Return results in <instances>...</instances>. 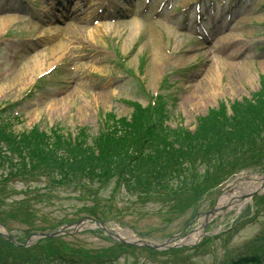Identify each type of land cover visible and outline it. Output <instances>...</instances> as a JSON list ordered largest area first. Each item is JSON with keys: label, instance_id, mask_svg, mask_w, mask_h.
<instances>
[{"label": "rangeland", "instance_id": "1", "mask_svg": "<svg viewBox=\"0 0 264 264\" xmlns=\"http://www.w3.org/2000/svg\"><path fill=\"white\" fill-rule=\"evenodd\" d=\"M75 1L72 20L65 25L52 21L53 12L65 15L59 8ZM103 1L92 0L90 4L87 1V7L81 8L85 6L81 0L68 3L62 0H0L3 21L0 28V108L10 109L12 103H16L12 111L14 132L38 125L46 133L58 127L62 133L74 136L78 128L85 127L90 135H95L102 129L100 115L113 113L116 119L129 117L132 113L130 102L146 105L154 94L163 97L168 115L166 124L171 127L182 124L192 130L198 116L216 112L222 105L229 108L235 100L250 98L261 85L264 77V0H212L216 11L227 8L230 16L225 22L222 19L214 23L206 21L205 27L214 32L203 48H198L203 43L193 36L192 23L185 24L178 12V7L198 0H174L172 10L164 8L161 16L155 14V8L162 0H154L148 12L141 11L142 0H112L120 13L117 11L113 20L101 18L93 24L90 17L96 5ZM45 3L50 14L38 12ZM210 9L212 6L206 1L201 11ZM133 23L137 24L136 28ZM51 50L53 54L50 55ZM38 53H41L40 68L23 82H15L12 77L29 65ZM156 54H159V64ZM56 61L52 73L42 77L41 88H34L31 99L23 98L37 76ZM52 79L54 82L47 84ZM205 167L200 164L198 172L203 173ZM16 175L10 173L3 177ZM48 176L51 177L39 171L32 176L39 177V180L31 179L35 182L8 179L0 184V221L3 223L0 225L9 229L17 242H26L28 233L33 231L55 232L60 228L72 231V227L64 225L81 221L79 229L70 233L49 239L30 237L25 247L29 249L36 244V249L31 251L34 256L41 255L40 246L53 238L50 248L76 262L85 256V250H89L91 254L87 255L100 259L98 262L104 260L101 264H218L237 253L264 229L263 199L255 207L251 199L232 198L241 190H247V195L250 192L264 194L260 180L264 176L263 165L249 164L246 169L225 178L217 188L202 196L197 206L200 214L196 216L198 211L192 214L190 208L177 211L172 205L174 196L167 193L169 189L164 190L170 185L175 190L181 187L178 179L169 181L170 184L166 181L161 191L154 188V191L128 193L123 187H115L109 179L79 178L83 176L76 173L75 183L69 185L59 184L57 180L50 182ZM188 181L193 183L194 179L188 178ZM224 195L227 202L208 221L205 233L199 235L201 211L216 206ZM179 197L184 199V194ZM253 209L258 215H253ZM91 212L102 218L108 232L125 240L133 235L162 243L180 234L182 237L174 238L173 242H189L178 247L188 250L170 256L166 254L167 248L158 250L162 254L153 256L143 247L131 251L122 245L112 256L110 250L101 253L109 247L115 249L112 245L118 241L96 230L92 221L79 220ZM215 235L212 245L209 241L199 247L202 240L206 242L205 239ZM0 242L6 243L2 238ZM9 247L6 258L13 260L6 264L21 261L24 253L15 256L14 252L10 254L13 250ZM66 247L69 249H61ZM97 254H103L104 259Z\"/></svg>", "mask_w": 264, "mask_h": 264}, {"label": "trees", "instance_id": "2", "mask_svg": "<svg viewBox=\"0 0 264 264\" xmlns=\"http://www.w3.org/2000/svg\"><path fill=\"white\" fill-rule=\"evenodd\" d=\"M157 109L135 106L129 120L120 118L106 133L90 137L83 130L73 139L56 129L50 135L37 128L14 134L8 131L9 124L0 120V184L14 178L3 177L10 173L19 176L15 178L33 179L38 178L32 177L34 173L40 171L49 173L51 182L72 185L77 179L73 176L80 173L83 177L79 178L109 179L115 187L122 186L133 193L154 188L161 191L166 181L178 179L181 187L175 190L170 185L171 189L166 186L164 190L169 189L167 193L174 196L173 200L184 206L195 200L203 185H212L219 179L217 173L224 175L242 164L264 161V80L252 102L245 99L233 108L230 121L218 116V112H209L197 120L194 131L181 125L164 126L154 119ZM204 161L205 170L198 172L197 167ZM180 194L184 199H179ZM50 244H54L52 239L40 246L41 255L34 256L31 251L36 245L26 249L0 242V264L13 260L6 258L8 246L13 250L10 254L24 253L21 261L11 264L68 262Z\"/></svg>", "mask_w": 264, "mask_h": 264}, {"label": "bare ground", "instance_id": "3", "mask_svg": "<svg viewBox=\"0 0 264 264\" xmlns=\"http://www.w3.org/2000/svg\"><path fill=\"white\" fill-rule=\"evenodd\" d=\"M2 22L3 21H1V19H0V28H1V25H2ZM132 26L134 27V28H136L137 27V24L136 23H133L132 24ZM53 52V50H51L50 51V55L51 54H53L52 53ZM40 56H41V53H38L36 56H35V58H33L31 61H30V64L29 65H27V66H25V68L23 67L22 69H21V72H19L17 75H15V76H13L12 78H14V81L15 82H23L26 78L28 79V75L30 74V75H33L35 72H36V69L37 68H40V66H41V58H40ZM156 62L159 64V62H160V59H159V54H156ZM31 77V76H30ZM247 192V190H241L240 192H237V193H235V194H233L232 195V198L234 199V198H240L244 193H246ZM227 201V196L226 195H224V197L222 196L221 198H220V201H219V204L220 203H225ZM134 237H133V235H129L128 237H127V239H133Z\"/></svg>", "mask_w": 264, "mask_h": 264}]
</instances>
